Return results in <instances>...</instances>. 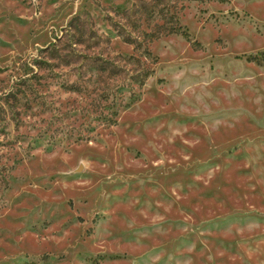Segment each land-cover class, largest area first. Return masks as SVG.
Instances as JSON below:
<instances>
[{"label": "rangeland", "instance_id": "374dc122", "mask_svg": "<svg viewBox=\"0 0 264 264\" xmlns=\"http://www.w3.org/2000/svg\"><path fill=\"white\" fill-rule=\"evenodd\" d=\"M0 264H264V0H0Z\"/></svg>", "mask_w": 264, "mask_h": 264}]
</instances>
